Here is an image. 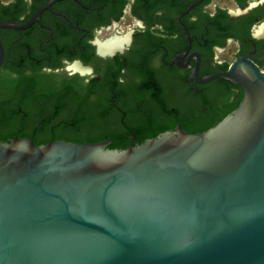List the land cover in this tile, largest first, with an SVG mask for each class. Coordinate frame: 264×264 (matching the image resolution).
Segmentation results:
<instances>
[{
  "label": "water",
  "instance_id": "95a60500",
  "mask_svg": "<svg viewBox=\"0 0 264 264\" xmlns=\"http://www.w3.org/2000/svg\"><path fill=\"white\" fill-rule=\"evenodd\" d=\"M193 74L243 87L203 131L122 149L0 140V264H264V72L240 57Z\"/></svg>",
  "mask_w": 264,
  "mask_h": 264
},
{
  "label": "flooded vegetation",
  "instance_id": "af4514ba",
  "mask_svg": "<svg viewBox=\"0 0 264 264\" xmlns=\"http://www.w3.org/2000/svg\"><path fill=\"white\" fill-rule=\"evenodd\" d=\"M34 16L24 28H0V72L30 97H51L35 103L37 113L60 107V120L93 113L97 130L127 145L164 119L211 125L235 108L239 83L199 82L194 70L203 77L246 57L264 72V0H0V21ZM115 38L119 46L100 51ZM177 126L185 129L178 120L167 130Z\"/></svg>",
  "mask_w": 264,
  "mask_h": 264
},
{
  "label": "trees",
  "instance_id": "16d2710c",
  "mask_svg": "<svg viewBox=\"0 0 264 264\" xmlns=\"http://www.w3.org/2000/svg\"><path fill=\"white\" fill-rule=\"evenodd\" d=\"M2 71L0 72V140L6 141L15 136H28L36 143H46L56 139L74 142H94L113 137L112 142L107 145L109 148L122 149L129 146L127 145L126 138L113 136L111 132L97 130L96 127L100 122L95 117L97 115L93 113L87 115V111L80 112L75 110V118L66 120L54 119L60 107L54 112L52 111V114L45 113L44 109H42V112L37 113L39 109L34 107L36 105L35 103L49 102L51 97H48V94H43L44 92L30 97V93H28L29 88L26 89V87L20 85L16 79L4 77ZM51 89L49 91H52ZM178 120L189 132H197L195 130L198 128L195 126L198 125H204L199 127L201 129H198L199 131H203L215 124L211 123L210 125L207 121L205 122L203 120L193 122L190 119L182 118L164 119L148 135H139L136 137V140L138 143H141L146 138L153 137L167 130V128H171ZM191 127H195V129Z\"/></svg>",
  "mask_w": 264,
  "mask_h": 264
},
{
  "label": "bare ground",
  "instance_id": "6f19581e",
  "mask_svg": "<svg viewBox=\"0 0 264 264\" xmlns=\"http://www.w3.org/2000/svg\"><path fill=\"white\" fill-rule=\"evenodd\" d=\"M119 44H120L119 39H116V38L109 39L107 41L102 42L98 48L100 49L101 52H110L114 50L117 46H119ZM74 68H79L80 70H84V69H81L78 64H74Z\"/></svg>",
  "mask_w": 264,
  "mask_h": 264
},
{
  "label": "rangeland",
  "instance_id": "374dc122",
  "mask_svg": "<svg viewBox=\"0 0 264 264\" xmlns=\"http://www.w3.org/2000/svg\"><path fill=\"white\" fill-rule=\"evenodd\" d=\"M220 1H221L222 3H224V2L227 3V0H220Z\"/></svg>",
  "mask_w": 264,
  "mask_h": 264
}]
</instances>
